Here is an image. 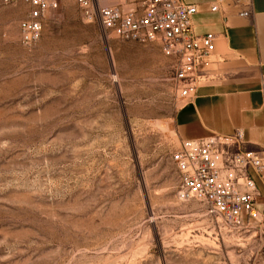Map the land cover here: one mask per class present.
<instances>
[{"label": "rangeland", "instance_id": "1", "mask_svg": "<svg viewBox=\"0 0 264 264\" xmlns=\"http://www.w3.org/2000/svg\"><path fill=\"white\" fill-rule=\"evenodd\" d=\"M57 1L30 49L0 1V264H259L180 194L171 60Z\"/></svg>", "mask_w": 264, "mask_h": 264}, {"label": "built area", "instance_id": "2", "mask_svg": "<svg viewBox=\"0 0 264 264\" xmlns=\"http://www.w3.org/2000/svg\"><path fill=\"white\" fill-rule=\"evenodd\" d=\"M23 4L26 14L18 24L19 43L32 48L43 33V19L58 8L57 0H0ZM84 20L96 21L103 32L120 41L156 45L172 62L171 82L180 104L190 103L208 77L216 36L196 35L192 17L197 9L184 0H73ZM248 17L251 0H240ZM218 3L211 7L217 11ZM170 160L178 175L182 197L203 203L231 230H255L264 245V209H257L260 192L255 178L264 183V151L247 148L241 130L231 134L179 141ZM254 225V226H253Z\"/></svg>", "mask_w": 264, "mask_h": 264}, {"label": "crops", "instance_id": "3", "mask_svg": "<svg viewBox=\"0 0 264 264\" xmlns=\"http://www.w3.org/2000/svg\"><path fill=\"white\" fill-rule=\"evenodd\" d=\"M184 1L197 9L192 17L194 33H211L216 40L204 69L208 79L194 99L175 112L176 139L194 140L239 129L248 149L264 151V0H251L248 17L240 16L246 9L240 0ZM216 3L218 9L212 11ZM255 181L261 195L257 209L263 211L264 183ZM250 232L262 240L255 230ZM256 259L264 264V245L260 244Z\"/></svg>", "mask_w": 264, "mask_h": 264}]
</instances>
